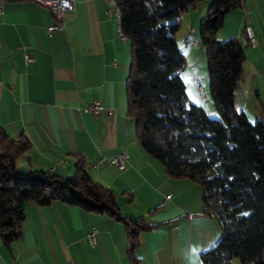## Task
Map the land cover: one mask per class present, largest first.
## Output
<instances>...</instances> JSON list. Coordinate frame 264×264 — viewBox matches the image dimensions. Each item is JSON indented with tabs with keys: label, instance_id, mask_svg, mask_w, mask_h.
Instances as JSON below:
<instances>
[{
	"label": "crops",
	"instance_id": "obj_1",
	"mask_svg": "<svg viewBox=\"0 0 264 264\" xmlns=\"http://www.w3.org/2000/svg\"><path fill=\"white\" fill-rule=\"evenodd\" d=\"M106 7L104 0H75L61 27L48 36L46 27L56 19L47 5L5 0L0 14V127L12 137L23 134L30 140V150L17 160L22 170H49L55 165L56 172L70 175L80 154L92 178L116 193L123 215L142 216L154 224L139 235L140 264H206L201 254L218 241V222L203 213L198 183L169 176L163 164L141 147L136 121L127 114L130 44L120 36V24L106 14ZM205 11L202 2L182 13L188 66L182 78L189 99L216 114L209 95L202 97L195 76L196 70L206 69V56L193 43L199 39ZM246 25L254 28L257 43L244 47L248 71L238 84L234 105L251 122L264 124V0H242L225 15L217 36L239 37ZM27 53L35 56L28 63ZM93 100L111 107V115L81 113ZM121 149L128 153L126 168L108 160L90 166ZM61 160L63 166L58 165ZM92 228L94 244L89 237ZM126 245L122 220L58 200L47 205L27 201L22 236L10 246L0 240V264H130Z\"/></svg>",
	"mask_w": 264,
	"mask_h": 264
},
{
	"label": "trees",
	"instance_id": "obj_2",
	"mask_svg": "<svg viewBox=\"0 0 264 264\" xmlns=\"http://www.w3.org/2000/svg\"><path fill=\"white\" fill-rule=\"evenodd\" d=\"M204 0H117L120 27L131 49L127 114L136 121L141 147L166 173L190 178L202 187L203 213L218 222L220 237L201 254L206 264L234 261L264 264V124L251 122L234 105L248 71L238 37L217 36L225 15L242 0H209L199 27L207 58L209 93L217 110L210 116L192 102L178 70L185 64L176 33L181 14ZM31 148L25 135L0 127V240L6 246L22 236L25 203L58 200L122 220L130 264H140L139 235L151 229L144 217L120 211L116 193L94 180L77 154L74 172L22 170L18 158Z\"/></svg>",
	"mask_w": 264,
	"mask_h": 264
},
{
	"label": "built area",
	"instance_id": "obj_3",
	"mask_svg": "<svg viewBox=\"0 0 264 264\" xmlns=\"http://www.w3.org/2000/svg\"><path fill=\"white\" fill-rule=\"evenodd\" d=\"M42 4L47 5L53 12L56 21L46 27V33L48 36H52L53 33L61 27L63 16L65 13L72 11L75 6V0H36ZM107 3L106 7V14L109 17H114L120 24L121 18V10L118 5L117 0H104ZM5 8V0H0V14L3 13ZM120 36L123 40H126L127 37L123 34L121 27H119ZM191 32V31H190ZM238 39L241 41L243 45H255L257 43V38L255 36L254 28L251 25H246L239 35ZM193 43L195 45H199L198 39H194ZM35 56L33 54L27 53L25 55L26 63L33 61ZM196 85L198 89L202 92V97L206 99V94L203 92V85L200 83L199 80H196ZM81 113H89L94 115L95 117H99L102 112H104L107 116H110L112 113L111 107L104 106L99 100H93L88 103L86 106L80 109ZM127 158L128 153L125 149H121L115 154H112L108 157L101 156L96 162H92L90 164L91 167H99L105 164L106 160L117 166L119 169H124L127 166ZM65 161L62 160V163H58L59 166H63ZM58 170V166H51L49 168L50 172H56ZM165 198L164 200H166ZM188 217L191 216V213L187 214ZM95 234L96 229L92 228L89 232V237L91 243L94 244L95 242ZM71 264L72 261H71ZM230 264H253L252 262H241V261H234Z\"/></svg>",
	"mask_w": 264,
	"mask_h": 264
},
{
	"label": "rangeland",
	"instance_id": "obj_4",
	"mask_svg": "<svg viewBox=\"0 0 264 264\" xmlns=\"http://www.w3.org/2000/svg\"><path fill=\"white\" fill-rule=\"evenodd\" d=\"M206 1H208V0H204V1H201V2H199V3H197L195 6H193V7H191V8H196V7H199L200 6V4L202 3V2H205V7H206V10H207V7H208V4H209V1L208 2H206ZM206 12V11H205ZM199 23H200V21H199ZM199 27H200V24H199ZM199 27H198V31H197V35L199 36ZM182 31H183V27H182V14H181V25H180V28H179V30L177 31V33H176V39H177V42H178V45H179V47H180V49L183 51V47L185 46V44L182 42ZM200 46V48H201V50L204 52V54H205V50H204V48L201 46V45H199ZM184 53V52H183ZM205 56H206V54H205ZM206 58V57H205ZM186 60V59H185ZM186 62V61H185ZM188 64H189V62H188ZM206 65H205V70H204V73H198L197 72V70H196V73H195V76H198L197 78L201 81V84L205 87V91H204V93L205 94H208L209 95V97H210V93H209V80H208V69H207V58H206V63H205ZM178 72H179V74H180V76L181 77H183L184 78V76H185V74L187 75V72H188V66L186 65V63L184 64V66H183V68H180L179 70H178ZM202 77H203V80H202ZM206 80V81H205ZM187 83V82H186ZM209 101H210V103H212L213 105H214V102H213V100L211 99V97L209 98ZM215 106V105H214ZM217 111V110H216ZM208 114L210 115V116H216L217 115V112H216V114H211V113H209L208 112Z\"/></svg>",
	"mask_w": 264,
	"mask_h": 264
},
{
	"label": "bare ground",
	"instance_id": "obj_5",
	"mask_svg": "<svg viewBox=\"0 0 264 264\" xmlns=\"http://www.w3.org/2000/svg\"><path fill=\"white\" fill-rule=\"evenodd\" d=\"M59 163H62V160Z\"/></svg>",
	"mask_w": 264,
	"mask_h": 264
}]
</instances>
